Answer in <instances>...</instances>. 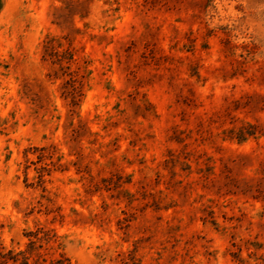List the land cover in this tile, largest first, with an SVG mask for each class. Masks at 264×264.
Returning a JSON list of instances; mask_svg holds the SVG:
<instances>
[{
    "label": "rangeland",
    "instance_id": "1",
    "mask_svg": "<svg viewBox=\"0 0 264 264\" xmlns=\"http://www.w3.org/2000/svg\"><path fill=\"white\" fill-rule=\"evenodd\" d=\"M0 264H264V0H0Z\"/></svg>",
    "mask_w": 264,
    "mask_h": 264
}]
</instances>
